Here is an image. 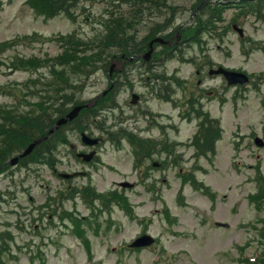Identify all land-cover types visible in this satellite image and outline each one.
Instances as JSON below:
<instances>
[{
    "label": "rangeland",
    "instance_id": "rangeland-1",
    "mask_svg": "<svg viewBox=\"0 0 264 264\" xmlns=\"http://www.w3.org/2000/svg\"><path fill=\"white\" fill-rule=\"evenodd\" d=\"M34 1L0 2V42L14 45L0 52V108L5 109L0 115V160L25 149L23 138L14 135L15 118L26 123L21 117L40 114L52 99L49 111L57 113L74 101L89 102L109 92L102 97L107 106L99 104L100 112L91 113L97 126L87 128L101 139L94 161L81 163L71 144L88 149L81 146L80 132L67 128L52 143L55 160L46 163V156L37 154L40 162L29 159L0 174V233L13 234L6 241L0 237V262L264 264L258 240L264 218V146L256 143V138L264 141V6L257 11L251 2L237 0L226 9L216 8L205 29L204 21L194 18L197 0ZM119 14L135 20V31L121 39L116 30L108 43L126 44L113 48L110 57L77 55L78 66L68 70L74 84L67 83V75L54 78L47 62L17 70L9 65L15 57L32 58L37 65L44 57L54 61L63 51V35L69 40L76 33L96 45L100 36L111 34L104 30V21ZM235 20L244 27V38L233 28ZM198 24L204 33L197 31ZM156 25H165L162 33H172L179 43L186 37L201 38L183 45L185 60L168 56L171 47L155 48L162 59L154 61V70L182 78L184 90L170 84L158 94L152 90V72L131 64L132 56L145 52L146 46L140 52V43L156 34ZM221 65L244 71L252 80L229 86L223 75H209L210 68ZM85 70H90L88 76L80 73ZM154 84L166 87L162 79ZM133 91L141 94L137 104L131 103ZM61 93L74 101L57 103L63 101ZM46 95V103H40ZM199 126L205 128L201 133ZM127 133L157 137L163 145L157 154L142 147L145 156L127 141ZM164 145L171 148L165 151ZM59 172L84 173L64 180ZM123 180L135 186L122 188ZM74 225L86 233L90 248L74 233ZM145 228L156 237V246L128 249Z\"/></svg>",
    "mask_w": 264,
    "mask_h": 264
},
{
    "label": "trees",
    "instance_id": "trees-1",
    "mask_svg": "<svg viewBox=\"0 0 264 264\" xmlns=\"http://www.w3.org/2000/svg\"><path fill=\"white\" fill-rule=\"evenodd\" d=\"M123 25L122 28H120L119 26ZM107 26H108V30L111 31V34L108 35L107 33V36H100L99 38V41L97 42L96 46H91L89 43L87 42H84V41H76L77 43H74L73 46H71V51L68 52V54H66L63 58H61L63 60V63H69L72 62V60L75 61V66L77 65V59H75V57L77 55H81V54H91V55H94V56H100L101 54L102 55H106V56H109L113 53L111 50L113 48H117V49H121V48H124V45L126 44L125 41L121 42V41H117V42H113L111 43H108V40H111L114 33L116 32V30L119 31V33L121 34V39L123 37V33L125 32H128L129 28L131 27H134L135 26V20L133 19H130L126 16H123V15H117L115 17H113L111 19V22L107 23ZM205 28H208V25L206 23V26ZM126 29V30H125ZM156 31V34L158 33L159 30H155ZM117 36H115L114 39H116ZM89 46V47H88ZM107 46H110L111 48L107 47ZM87 47V49H86ZM92 50V51H90ZM85 62V58H84V61ZM78 66V65H77ZM82 70V69H81ZM90 70H85V71H82L80 72L81 74L83 73L85 76H87L89 74ZM79 73V74H80ZM64 74H66V72L64 70H62V73L60 74V76L62 78H64ZM70 75L68 74L67 76V83H69L68 81H71V79L69 78ZM61 97L63 98V101H61V103H64L66 104L65 100H68V101H74L73 97H68V95L66 93H61ZM78 102V101H77ZM94 109L91 108V109H84L83 111L84 112H91L93 111ZM83 113V112H82ZM52 113L50 112H45V114L43 116H39V119H40V122H48L50 120H52ZM34 120L31 119V129L29 130L30 132V139H32L35 135H39L41 133H44L45 131V124L46 123H40L38 125V123H35L33 124Z\"/></svg>",
    "mask_w": 264,
    "mask_h": 264
},
{
    "label": "water",
    "instance_id": "water-1",
    "mask_svg": "<svg viewBox=\"0 0 264 264\" xmlns=\"http://www.w3.org/2000/svg\"><path fill=\"white\" fill-rule=\"evenodd\" d=\"M160 41H162V42H167V41H165L164 39H160ZM215 72H218V73H224V74L226 75V77L229 79V82H230V83H236V82L244 83V82H246V81L248 80V77H247L245 74H243V73H237V72H233V71H227V70H225V69L222 68V67H221L219 70L215 71ZM80 109H81V107H76V108L73 110V112H71V113L68 115V117H67L66 119H61V120H59L57 126H59L60 124L64 123L65 121L69 120L70 118H73V117L79 112ZM34 145H35V143L32 144V145L28 148V150L26 151V153L30 152V151L32 150V148H33ZM26 153H25V154H26ZM15 160H17V159H15ZM150 242H151L150 239H149V238H146V240H144V241H142L141 239L138 240V241L136 242V244H138V245H140V244H148V243H150Z\"/></svg>",
    "mask_w": 264,
    "mask_h": 264
}]
</instances>
